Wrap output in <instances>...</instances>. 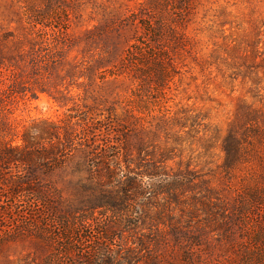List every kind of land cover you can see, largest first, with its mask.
<instances>
[{"label":"rangeland","instance_id":"rangeland-1","mask_svg":"<svg viewBox=\"0 0 264 264\" xmlns=\"http://www.w3.org/2000/svg\"><path fill=\"white\" fill-rule=\"evenodd\" d=\"M72 1L77 17H71L67 36L82 38L85 32L91 33L84 37L88 42L72 48L52 72V82L65 100L57 102L39 91L36 96L26 92L8 99L0 113L11 128L6 138L18 136L32 120L66 121L80 112L101 118L105 108L113 106L119 121L128 122L131 167L138 156L144 161L164 156L172 170L189 169L197 175L194 190L179 194L170 204L178 228L199 237L198 244L191 246L194 253L189 260L180 259V249L169 234L153 250L167 257L173 247L184 264H264L262 249L253 250L245 243L251 234L241 233L244 223L233 206L236 199H247L252 187L264 191V135L247 137L243 159L231 169L224 167L222 146L230 129L242 136L244 127L251 124L264 127V0H197L185 29L186 51L176 58L177 73L162 89L139 92L140 97L134 94L137 81L108 74L134 40L135 27L126 18L139 1ZM19 5V0H0L2 26H7ZM87 174L82 154L75 151L51 172L49 180L64 204L77 206L87 194L81 186L98 185ZM205 186L212 196L205 199L211 203L208 214L197 202ZM20 209H12L8 219L0 221V231L24 220ZM258 212L262 214L260 207ZM233 217L239 224L230 221ZM148 232L122 231L119 244L138 252L137 238L147 244ZM43 255L27 239L0 238V264H37Z\"/></svg>","mask_w":264,"mask_h":264},{"label":"trees","instance_id":"trees-1","mask_svg":"<svg viewBox=\"0 0 264 264\" xmlns=\"http://www.w3.org/2000/svg\"><path fill=\"white\" fill-rule=\"evenodd\" d=\"M138 1L137 9L126 18L135 27L134 40L108 74L137 81L134 94L140 97L139 92L162 89L177 73L176 58L186 51L185 29L197 0ZM19 3L7 26L0 24V113L8 99L26 92L34 96L45 92L57 102L64 101L52 82V72L72 48L88 42L84 37L91 33L85 32L82 38L67 36L71 17H77L72 0ZM105 111L106 115L103 109L97 113L101 118L80 112L66 121L32 120L14 138H6L11 128L0 118V221L5 222L7 214L20 206L19 213L24 214L20 215L24 220L2 229L0 238L29 240L44 253L37 264H184L173 247L167 257L153 249L169 234L180 249V259L189 260L194 253L191 246L198 244L199 237L178 228L170 204L179 194L194 190L197 175L189 169L172 170L164 156L149 161L138 156L131 167L128 122L119 121L113 106ZM75 117L78 120L71 124ZM235 132L230 129L223 141L225 168L243 159L246 147L242 144L250 134L264 135V127L251 124L244 127L242 136ZM75 151L82 154L87 179L98 184L81 186L87 194L77 206L64 204L49 180L51 172ZM201 190L203 198L197 202L208 214L211 203L205 199L212 197L211 191L207 186ZM247 196L234 201L235 213L244 223L239 228L242 234H251L245 241L249 247L259 246L264 252V191L252 187ZM238 219L230 221L239 224ZM136 229L150 231L144 235L148 243L137 238L138 252L121 247L120 233Z\"/></svg>","mask_w":264,"mask_h":264}]
</instances>
